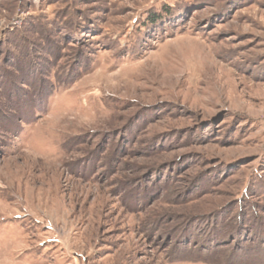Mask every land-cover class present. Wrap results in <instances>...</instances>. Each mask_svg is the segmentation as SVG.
<instances>
[{
	"label": "rangeland",
	"instance_id": "obj_1",
	"mask_svg": "<svg viewBox=\"0 0 264 264\" xmlns=\"http://www.w3.org/2000/svg\"><path fill=\"white\" fill-rule=\"evenodd\" d=\"M0 264H264V0H0Z\"/></svg>",
	"mask_w": 264,
	"mask_h": 264
},
{
	"label": "trees",
	"instance_id": "obj_2",
	"mask_svg": "<svg viewBox=\"0 0 264 264\" xmlns=\"http://www.w3.org/2000/svg\"><path fill=\"white\" fill-rule=\"evenodd\" d=\"M0 84H2V82L0 81Z\"/></svg>",
	"mask_w": 264,
	"mask_h": 264
}]
</instances>
